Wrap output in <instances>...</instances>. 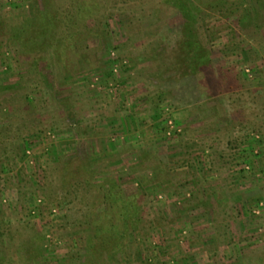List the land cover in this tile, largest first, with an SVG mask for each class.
I'll return each instance as SVG.
<instances>
[{
	"label": "rangeland",
	"instance_id": "obj_1",
	"mask_svg": "<svg viewBox=\"0 0 264 264\" xmlns=\"http://www.w3.org/2000/svg\"><path fill=\"white\" fill-rule=\"evenodd\" d=\"M260 203L264 0H0V264H264Z\"/></svg>",
	"mask_w": 264,
	"mask_h": 264
},
{
	"label": "built area",
	"instance_id": "obj_2",
	"mask_svg": "<svg viewBox=\"0 0 264 264\" xmlns=\"http://www.w3.org/2000/svg\"><path fill=\"white\" fill-rule=\"evenodd\" d=\"M247 73H250L249 70H247ZM181 129L180 127L175 123V121L173 119L168 118L165 121V129H164V133L166 134L167 137L171 138L176 136L177 134H180ZM259 137H257L258 139ZM264 206V203H260V205H258L256 207V209L253 210L254 214H260V209Z\"/></svg>",
	"mask_w": 264,
	"mask_h": 264
},
{
	"label": "trees",
	"instance_id": "obj_3",
	"mask_svg": "<svg viewBox=\"0 0 264 264\" xmlns=\"http://www.w3.org/2000/svg\"><path fill=\"white\" fill-rule=\"evenodd\" d=\"M133 211H136V210H133ZM123 215H125V214H123ZM134 218V217H133ZM119 226V224L117 223V224H113V222L112 223H110L109 225H108V227L110 228V229H112V228H117ZM109 228H102L101 227V232H105V231H109ZM105 229V230H104ZM112 244H113V242H111ZM110 244V242H109V239H107V242H105V244H103V245H101V248H102V250H106L107 249V246L106 245H109ZM108 251V250H107ZM105 254H106V252H105Z\"/></svg>",
	"mask_w": 264,
	"mask_h": 264
}]
</instances>
